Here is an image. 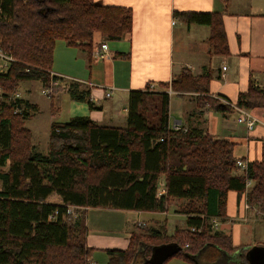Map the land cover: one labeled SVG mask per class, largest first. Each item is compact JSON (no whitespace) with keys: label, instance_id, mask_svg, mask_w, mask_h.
<instances>
[{"label":"trees","instance_id":"obj_1","mask_svg":"<svg viewBox=\"0 0 264 264\" xmlns=\"http://www.w3.org/2000/svg\"><path fill=\"white\" fill-rule=\"evenodd\" d=\"M175 15L187 24L210 26L212 52L230 53L222 13ZM132 28L128 6L96 0H0V47L15 58L0 73V87L13 91L24 80H47L59 40L91 55L96 35L119 40ZM27 66L35 68L26 71ZM211 80L210 72L196 75L185 68L170 83H161L163 90L150 89L149 83L130 91L125 126L101 125L89 116L53 122L46 154L36 149L25 125L36 109L23 100L15 112L12 102L0 100V264H92L86 215L74 217L72 207L166 212L175 199L183 200L179 211L185 227L168 233L165 224H139L127 248L107 249V264H153L148 261L153 247L169 242L182 246L173 257L198 263L207 246L228 254L240 250L212 220L226 218L230 191L237 192L239 202L246 191L247 210L264 217V141L261 159L247 161L234 155L233 141L199 124L170 125L169 89L179 96L197 94L200 107L231 112L210 95ZM65 83L56 90L95 107L82 82ZM236 105L264 107V89L251 85ZM239 159L248 162L247 168L239 167ZM52 195L61 202L50 201ZM235 256L229 263L220 258L226 260L220 264H246Z\"/></svg>","mask_w":264,"mask_h":264},{"label":"crops","instance_id":"obj_2","mask_svg":"<svg viewBox=\"0 0 264 264\" xmlns=\"http://www.w3.org/2000/svg\"><path fill=\"white\" fill-rule=\"evenodd\" d=\"M96 1L104 5L131 7L132 31L112 42L96 35L91 55L81 46L63 42L68 49L76 50L88 72L82 69L73 74L74 76H68L52 71L64 77L66 82L80 81L88 87L95 107L90 108L88 103L74 100L68 92L61 90L56 92L58 95L56 94L57 97L52 100L53 113L61 111L65 99L62 95L67 94L70 107L69 119L75 116H89L101 125L125 126L130 91L144 89L149 83H152L155 89L163 90L161 83H170L185 68L196 75L210 72L212 74L210 95L218 99L221 97L228 99L235 105L239 94L247 91L251 85L264 89V0ZM183 11L222 13L230 53L214 54L209 42L210 26L187 24L175 15L176 12ZM173 20H176V23L173 24ZM105 41L108 43V54L104 58H98L94 53L100 50L101 44ZM26 92L25 94L22 92L23 99L36 109L34 112L36 114L40 107L35 101L32 88L30 87ZM108 92L110 95H107ZM174 95L179 98L183 107L182 112L177 114L173 113ZM196 96L197 94L193 93L184 96L170 93L171 126L175 123L199 124L209 133L233 141L234 155L237 158L245 157L247 161L261 159L264 141V107L250 109L261 122L249 130L243 123L237 121L239 112L233 106L229 105L231 112L217 111L208 105L200 107ZM171 117L175 119L173 122ZM124 119L125 124L122 122ZM53 122L60 121L53 120L51 125ZM51 125L48 134L46 130L41 131L27 126L32 130L36 129L39 135L49 137ZM49 200L61 202L57 195L50 196ZM86 212L87 242L94 250L127 248L131 234L136 230L137 225L142 223L148 222L150 226L159 224L167 226L166 223H161L164 221L162 219L154 216L145 217L143 215L145 211L88 208ZM149 213L167 214L168 211ZM248 214V210L239 202L237 192L230 191L227 216L224 220H219L218 229L231 234L236 246L241 247L243 243L241 242L242 225L235 220L239 215L245 217ZM255 215L261 216L257 213ZM166 222L168 223V218ZM94 250L90 258L96 264ZM241 250L228 254L214 246H207L200 255L207 253L211 264H220V258H225L226 263H229L235 255L239 257ZM243 260L246 264H250L247 259Z\"/></svg>","mask_w":264,"mask_h":264},{"label":"rangeland","instance_id":"obj_3","mask_svg":"<svg viewBox=\"0 0 264 264\" xmlns=\"http://www.w3.org/2000/svg\"><path fill=\"white\" fill-rule=\"evenodd\" d=\"M63 42L64 40H59L56 46L52 70L62 75H68V76H74L73 74H75L76 72H79L82 69H85V72L86 71L88 72L87 70L88 68L85 66V64L84 65L82 64L83 62L76 54L77 53L75 52L76 50L74 48L73 50H71V48L68 49V47L65 46ZM109 42H112V40H109ZM30 87L33 90V93L35 95V101L38 103L40 109L36 114L34 113L33 116H31L25 121L26 126L28 125L32 128L35 127L41 131L46 130L48 134L50 130L51 122L53 120L60 121V122L69 120L70 107H69V98L67 94L62 95V98H65V99H63L64 102H63L61 111L59 113L58 112L53 113L54 107L52 106V102H53L52 100H55V98L57 97L58 94L56 92L61 91V90L64 91L63 89H60V90L55 89L53 94L49 96L43 93V86L40 81L24 80L19 83V88H20L19 90L21 92L22 97H23V93L24 94L27 93L26 91ZM172 93H175V92L173 91ZM172 99H173V113L177 114L179 112H182L183 107H182L181 102H179L178 100L179 98H177V96L174 95ZM171 118H172L171 121L173 122L175 119L174 117H171ZM122 122H124L125 124V119ZM33 130L31 129L32 143L36 146V149L46 154L49 151L50 136L49 137L41 136L39 135V133H37L38 131L36 129H33ZM182 203H183V200H179V199L173 200L167 214L159 213L157 215H154L149 212H144L143 215L145 217L154 216L157 219L164 220L165 222L161 221V223H166L168 233H172L176 225L178 227H185L186 225L185 215L179 211V208ZM241 205H243V198L241 200ZM70 210L74 217L76 215H80L81 213L84 215L87 214L86 209L84 210L83 208L72 207ZM248 212L249 214L245 215V217H239L240 216L239 215L238 218L235 220L237 222H240L242 225V236H241L242 241L241 242L243 243V245H241L240 249L242 250L241 252H239V256L247 260L249 259V251L253 246L259 245V246L264 247V217L256 216L253 211L251 212L248 211ZM128 213L130 214L131 211ZM167 218H168V223L166 222ZM142 224H143L142 227H144L146 224L147 226H150L148 222L142 223ZM136 230L140 231L139 229H136ZM94 256H95L96 264H107L108 257H109L107 250H94ZM198 261L200 264H211L209 263V260L207 258V253L200 255L198 257ZM225 261H226L225 259H220V262L222 263H225ZM165 264H198V262L196 261L195 263V262L186 260L182 257L176 256V257H172L171 259H169Z\"/></svg>","mask_w":264,"mask_h":264},{"label":"built area","instance_id":"obj_4","mask_svg":"<svg viewBox=\"0 0 264 264\" xmlns=\"http://www.w3.org/2000/svg\"><path fill=\"white\" fill-rule=\"evenodd\" d=\"M174 23H176V20H173V24ZM107 54H108V43L105 41L101 44L100 50L96 51L94 53V55L98 58H104L107 56ZM14 59L15 58L12 55L6 53L0 47V73L7 72V70L11 66V64L14 62ZM33 68H35V67L34 66H27L26 71H30ZM56 77H62V76L57 75L52 70H47V78L48 79L45 80L44 78H42L40 81L42 83V86H43V93L44 94L50 96L53 94L54 90L56 89L55 88L56 86L66 84L65 80H61L60 78H56ZM43 81H46L47 84H44ZM149 88L154 89L155 86L152 83H150ZM19 89H20L19 87H16L13 91H7V90H4L2 87H0V100L12 102L15 105V108H14L15 112H20L24 106V103H23L24 99H23ZM172 92L173 91L170 89L169 93H172ZM107 95H110V92H108ZM219 99L223 103L233 106L239 112L237 121L240 123H243L247 127V129L252 130L258 122H261V120L257 116H255L250 110L245 109V108H241V107L233 104L228 99H225L222 97ZM173 126L175 128H179L180 125L175 123ZM238 165L241 169H245L248 166V162L244 161L242 159H239ZM251 184H252V182L250 180H248L247 181V189L251 186ZM161 192H164V190L162 189ZM243 207L246 210L250 208V205L247 202V192L246 191L243 195ZM212 223H213L214 228H216V229L219 228V219L218 218H214L212 220ZM192 230H194V228ZM91 261H92V264H94L92 259H91Z\"/></svg>","mask_w":264,"mask_h":264},{"label":"water","instance_id":"obj_5","mask_svg":"<svg viewBox=\"0 0 264 264\" xmlns=\"http://www.w3.org/2000/svg\"><path fill=\"white\" fill-rule=\"evenodd\" d=\"M181 249L182 246L176 242L156 245L153 247L152 255L148 261L153 264H162ZM248 261L250 264H264V247L259 245L253 246L249 251Z\"/></svg>","mask_w":264,"mask_h":264}]
</instances>
